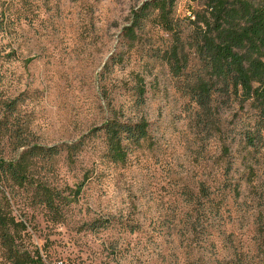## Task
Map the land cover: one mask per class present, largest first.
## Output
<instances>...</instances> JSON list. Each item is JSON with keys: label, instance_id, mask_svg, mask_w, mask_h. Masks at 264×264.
Wrapping results in <instances>:
<instances>
[{"label": "rangeland", "instance_id": "rangeland-1", "mask_svg": "<svg viewBox=\"0 0 264 264\" xmlns=\"http://www.w3.org/2000/svg\"><path fill=\"white\" fill-rule=\"evenodd\" d=\"M144 1L0 0V158H18L26 148L18 138L48 147L76 143L112 117L148 122L147 139L129 145L123 162L106 156L102 132L84 138L73 167L64 153L32 161L30 176L64 196L88 178L56 215L39 203L34 182L2 180L0 204L25 225L16 242L34 264H264V148L239 141L253 111L217 98L210 126L156 57L170 35L150 19L134 41L125 35ZM200 8L176 1L183 35ZM201 183L214 202L195 229L183 190ZM101 221L108 225L90 229ZM0 264H12L1 244Z\"/></svg>", "mask_w": 264, "mask_h": 264}, {"label": "trees", "instance_id": "trees-1", "mask_svg": "<svg viewBox=\"0 0 264 264\" xmlns=\"http://www.w3.org/2000/svg\"><path fill=\"white\" fill-rule=\"evenodd\" d=\"M176 1H144L131 11L125 35L134 41L136 33L149 19L167 32L171 40L163 50L156 51V57L167 65L178 90L189 96L212 127L215 124L212 111L217 98H221L222 103L234 100L241 109L248 105L253 111L252 124L240 128L239 141L245 149L259 151L264 148V0H197L201 8L193 12L186 35L173 17ZM135 92L138 105H142L145 90L141 78L137 79ZM97 132L104 136L109 160L123 162L129 153V145L147 139L148 122L143 118L131 121L112 117L76 143L48 147L28 146L25 138H18L16 147L26 148L15 160L0 158V182L9 179L18 186L34 182L39 203L56 215L61 205L75 202L88 178L84 176L70 190L69 196H64V190L30 176L32 161L36 158L51 160L64 153L67 165L73 167L86 145L84 138L95 136ZM222 145V154L229 157L231 145ZM229 170L228 165L224 174L227 175ZM212 193L204 183L199 185L197 192L183 190L184 201L197 211V219L192 221L195 229L204 217L203 207L214 202ZM106 225L108 222L101 221L97 225L90 223L89 227L94 231ZM24 229V223L0 204V244L12 264L38 262L23 255L16 242Z\"/></svg>", "mask_w": 264, "mask_h": 264}]
</instances>
